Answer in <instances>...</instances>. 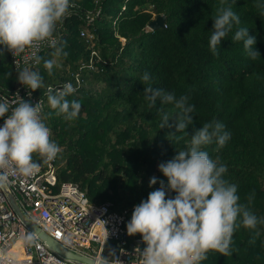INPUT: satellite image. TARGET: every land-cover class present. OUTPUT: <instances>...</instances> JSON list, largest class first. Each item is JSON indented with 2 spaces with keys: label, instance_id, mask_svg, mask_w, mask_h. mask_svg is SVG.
I'll return each instance as SVG.
<instances>
[{
  "label": "trees",
  "instance_id": "16d2710c",
  "mask_svg": "<svg viewBox=\"0 0 264 264\" xmlns=\"http://www.w3.org/2000/svg\"><path fill=\"white\" fill-rule=\"evenodd\" d=\"M70 2L75 7L57 26L67 55L57 60L51 76L42 63L33 69L41 73L43 87L31 92L47 105L48 86L73 82L76 75L81 80L79 87L72 83L77 91L68 97L81 103L77 118L66 121L53 113L44 121L61 149L55 161L57 185L76 184L91 203L108 202L113 211L131 209L159 187H149L151 177L167 182L158 165L186 149L203 123L217 120L231 138L219 153L213 151L215 144L206 150L227 166L225 178L237 185L240 202L264 218V17L255 7L257 0H236L233 10L240 25L220 42L216 55L208 42L219 0ZM156 16H164V28L150 31L147 24ZM238 27L255 35L260 58L249 59L242 42L232 40ZM82 31L87 38L80 36ZM0 51V92L25 89L16 81L19 70L13 68L9 53L2 46ZM50 51L45 48L40 55L52 58ZM91 51L96 53L92 68H81ZM145 72L151 74L153 87L189 96L195 111L187 135L159 129L157 109L169 114L170 124L177 110L159 101L149 108L140 79ZM48 111L46 106L44 114ZM33 159L41 163L38 156ZM253 191L249 203L246 198ZM128 237L141 239L139 234ZM231 248L229 256L209 252L200 264H264V224L256 230L238 228Z\"/></svg>",
  "mask_w": 264,
  "mask_h": 264
},
{
  "label": "clouds",
  "instance_id": "9594fccd",
  "mask_svg": "<svg viewBox=\"0 0 264 264\" xmlns=\"http://www.w3.org/2000/svg\"><path fill=\"white\" fill-rule=\"evenodd\" d=\"M236 0H219L212 17V29L208 42L213 55L218 54V46L233 30L240 25V17L233 10ZM75 7L70 0H0V46L13 57L24 56L25 67L18 71L16 81L31 92L43 87V77L27 65L43 64L47 74H53L57 60L66 56L65 42L57 35V26L71 14ZM255 7L264 17V0H257ZM234 42H242L246 56L251 60L260 58L254 48L255 35H249L247 27H238L232 36ZM123 43V39H121ZM50 49L52 58H45L39 53ZM4 51H0L3 55ZM144 85L143 95L149 108L160 104L173 105L177 110L174 123H169L170 116L161 109L159 129L174 128L175 135L183 132L193 123L194 105L189 96L177 97L173 92H166L153 87L151 74L141 76ZM77 89L71 82L62 88L48 91L45 105L39 99L36 103L25 100L17 93L16 100H0V186L8 181L9 171L13 174L31 176L40 168L33 159L38 156L47 163L54 160L60 147L51 139L50 129L45 119L62 116L66 121H73L81 111L78 100H69ZM50 111L45 115V107ZM231 138L223 123L210 120L202 124L190 136L186 149L177 150L170 160L158 165V171L166 178L158 181L149 179V187L159 183V187L148 193L145 200L133 206L130 220L126 223L128 236L139 234L143 249H133V258L129 264H200L207 259L209 252H218L229 256L234 232L240 228L256 230L264 224V218L258 217L247 203H241L238 188L225 178L228 169L221 162L220 156L212 158L206 150L215 144L214 152L219 151ZM169 193H175L169 196ZM255 192L248 194L249 203ZM259 236V231L255 232ZM100 264H113L107 258H101ZM114 264H122L115 258Z\"/></svg>",
  "mask_w": 264,
  "mask_h": 264
},
{
  "label": "built area",
  "instance_id": "2783aa9c",
  "mask_svg": "<svg viewBox=\"0 0 264 264\" xmlns=\"http://www.w3.org/2000/svg\"><path fill=\"white\" fill-rule=\"evenodd\" d=\"M80 36L88 37L83 31L80 32ZM25 55L13 57L9 53L15 70H21L26 66ZM95 57L96 53L91 51L87 64L82 65L81 68L91 69ZM27 66L33 70L37 65ZM67 82L79 87L81 80L76 75L73 82ZM62 86L63 84L57 87L48 86L46 91H57ZM17 93L25 100L30 99L33 104L39 99L43 101L41 97L32 93L29 96V90L26 88L8 94L0 92V100L14 102ZM3 120L4 118H0V126L3 125ZM55 161L56 158L47 163L41 160L39 170L27 177L9 171L8 181L4 185L24 218L63 249L84 256L94 264H100L102 257L113 264L115 258H118L122 264H129L134 256V247L139 246L143 249L141 239L130 240L126 233L125 226L130 220L133 207L120 212L113 211L108 202L91 203L86 193L76 184L57 185ZM0 264L83 263L60 257L26 229L11 209L0 188Z\"/></svg>",
  "mask_w": 264,
  "mask_h": 264
},
{
  "label": "water",
  "instance_id": "95a60500",
  "mask_svg": "<svg viewBox=\"0 0 264 264\" xmlns=\"http://www.w3.org/2000/svg\"><path fill=\"white\" fill-rule=\"evenodd\" d=\"M164 16H156L154 19H152L147 24V29L150 31L158 30L161 28H164ZM2 192L5 194L8 204L10 205L11 209L14 211L15 215L18 217V219L21 221L23 226L28 229L31 233L35 234L38 239L42 242H44L49 249H51L53 252H55L57 255H59L62 258L76 261L83 264H94V262L84 256L77 255L74 253H71L62 247H60L53 239L49 238L44 232H42L37 226L32 224L30 221L26 220L22 213L20 212L18 206L16 205L12 195L8 191L5 185L0 186Z\"/></svg>",
  "mask_w": 264,
  "mask_h": 264
},
{
  "label": "rangeland",
  "instance_id": "374dc122",
  "mask_svg": "<svg viewBox=\"0 0 264 264\" xmlns=\"http://www.w3.org/2000/svg\"><path fill=\"white\" fill-rule=\"evenodd\" d=\"M64 164V162H61V165H63Z\"/></svg>",
  "mask_w": 264,
  "mask_h": 264
}]
</instances>
